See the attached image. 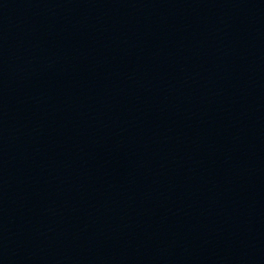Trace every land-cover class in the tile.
<instances>
[{"label":"water","instance_id":"1","mask_svg":"<svg viewBox=\"0 0 264 264\" xmlns=\"http://www.w3.org/2000/svg\"><path fill=\"white\" fill-rule=\"evenodd\" d=\"M0 264H222L112 209L0 171Z\"/></svg>","mask_w":264,"mask_h":264}]
</instances>
